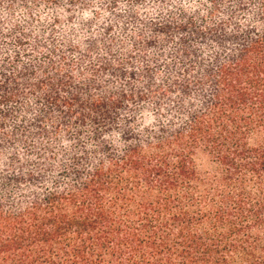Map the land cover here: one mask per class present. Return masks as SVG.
Here are the masks:
<instances>
[{"label": "trees", "instance_id": "16d2710c", "mask_svg": "<svg viewBox=\"0 0 264 264\" xmlns=\"http://www.w3.org/2000/svg\"><path fill=\"white\" fill-rule=\"evenodd\" d=\"M0 264H264V0H0Z\"/></svg>", "mask_w": 264, "mask_h": 264}, {"label": "rangeland", "instance_id": "374dc122", "mask_svg": "<svg viewBox=\"0 0 264 264\" xmlns=\"http://www.w3.org/2000/svg\"><path fill=\"white\" fill-rule=\"evenodd\" d=\"M193 4H194V1H192V2L190 1L189 5L192 6Z\"/></svg>", "mask_w": 264, "mask_h": 264}]
</instances>
